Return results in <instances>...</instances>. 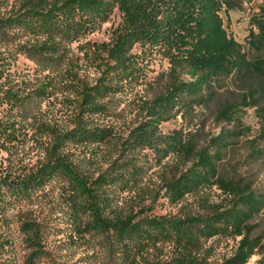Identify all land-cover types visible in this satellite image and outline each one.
<instances>
[{"label":"rangeland","instance_id":"obj_1","mask_svg":"<svg viewBox=\"0 0 264 264\" xmlns=\"http://www.w3.org/2000/svg\"><path fill=\"white\" fill-rule=\"evenodd\" d=\"M24 1L0 0V15L19 13ZM214 4L219 6L224 38L234 46L233 53L245 55V67L233 65L226 73L210 77L204 90L185 97L188 102L198 98L204 102L173 109L171 118L160 122L163 136L178 133L190 140L179 144L184 154L158 162L151 148L127 151L117 139L126 138L146 119L147 102L165 90L173 67L181 72V78H192L185 64L177 63L179 57L173 61L167 56L168 49L185 57L191 56L193 48L204 47L207 56L218 55L214 44L207 45L200 38L173 39L160 47L134 43L129 50L132 73L113 75L118 87L103 95L101 111L83 118L89 127L108 128L111 136L104 141L66 140L65 150L77 169L94 178L103 172L109 175L111 182L98 188L99 198H103L99 206L107 218L131 217L136 223L128 234L118 236L115 229L107 228L77 232L76 225L85 224L86 217L75 221L73 185L66 176L56 174L24 197L3 188L0 264H130L126 252L136 255L139 264L170 262L179 253L176 240L183 234L177 232L180 227L189 230L186 243L204 264H264V202L260 208L255 204L264 199V112L260 110L264 107V78L254 71L246 73L254 70L257 61L264 67V0H215ZM108 10L102 4L95 17L87 20L85 15L75 24L79 28L54 30L53 36L61 41L59 52L43 62H37L26 49L35 40L47 38L44 29L33 30L15 22L0 31V68L4 73L0 83L3 89L12 90L0 105V122L8 128L3 132L4 144L0 142V169L12 180L40 164L54 139L53 132L77 125L79 84L96 83L106 61L115 62L105 53L104 45L113 41L125 17L118 5ZM256 42L263 48L254 47ZM41 88L46 89L44 94H40ZM229 133L233 136L227 137ZM190 149L194 153L187 160ZM203 152L208 158L201 171L208 180L175 199L171 194L182 187L166 186L165 176L180 181L183 172L196 167ZM116 171L124 174L113 180L110 174ZM240 177L244 178L242 193L226 186V182L236 184ZM253 192L255 198L250 195ZM253 210L257 212L245 218ZM25 222L39 229L38 250L30 245ZM136 227L149 228L155 240L146 246L147 239L136 233ZM242 256L246 259L238 263Z\"/></svg>","mask_w":264,"mask_h":264},{"label":"trees","instance_id":"obj_2","mask_svg":"<svg viewBox=\"0 0 264 264\" xmlns=\"http://www.w3.org/2000/svg\"><path fill=\"white\" fill-rule=\"evenodd\" d=\"M214 3L215 0H25L24 7L19 13L6 17L0 15L1 32L10 28L13 23L18 22L29 26L33 30L38 28L44 29L48 33L47 38L41 41L35 40L31 45H27L26 51L37 62L52 59L54 57L53 55L59 52L61 41L53 36L54 30L60 29L63 31L65 29L79 28L75 24H80L84 20L85 15H87V20L88 18L95 17L98 13L96 12L97 8L100 5L104 4L109 10L115 5H118L125 17L122 29L117 32L113 41L107 42L104 45L105 53L110 57V60L115 62L111 63L106 61V68L96 83L88 84L81 82L79 84L78 92L81 99L78 102L80 119L77 125L73 129L65 132H53L54 139L46 147L45 157L35 169L13 180L7 171L0 169V221H2L4 216L1 210L2 201L5 198L3 196L4 187L13 189L17 196L24 197L29 195L34 188L42 186L49 178L56 174H62L73 185L75 221L82 216L86 217L85 224L76 225L77 232L92 233L107 228L115 229L119 233L117 234L118 236L128 234V230L136 223H133L131 217L128 218L129 220L119 215L114 217L115 220L110 217L107 218V216L102 215L101 205L99 206L103 198L102 200L99 198L100 190L98 188L111 182L109 175L103 172L94 178L90 173L77 169L74 163L69 160V155H67L65 150L66 140L72 138L77 141L88 139L104 141L111 136L112 133L108 128L97 126L89 127L87 126V121L83 118L84 115L87 117L92 113L101 111L103 104H101L100 100L103 95L109 90L118 87L113 83V75L127 76L132 73L134 69L133 55L129 53V50L133 47L134 43L140 42L145 44L149 42L152 46L158 45L160 47L171 42L173 39H183L185 37L184 41L186 42L200 38V40H206L207 45L209 43L214 44L218 55L216 57L207 56L206 51L204 52V47L193 48L194 50L191 56L187 55L185 57L168 49L167 56L174 59L173 61H176V58L179 57L177 63L179 65L184 63L187 67L186 72L192 74V78H181V72L176 67H173L171 70V80L165 84V90L147 102L145 107L147 111L146 119L133 128L126 138L120 137L122 139H117L122 145V148L127 149V151L139 146L151 148L155 151L158 162H161L169 155L177 156L184 154V147H181L179 144H184L186 140H190L184 139L178 133L163 136L158 128L160 122L165 119H170V111L173 109H177L178 107L183 108L185 106L192 107L194 103L204 102V98H198L195 101L188 102L185 100V97L186 95H192L194 92L204 90L210 77L226 73L233 65L240 69L245 67L242 61L245 55L233 53L232 49L234 46L229 44L224 38L225 31L217 14L219 6ZM261 39H264V37ZM259 42H256V46L254 47L260 50L263 47L259 45ZM235 45L239 49L240 46ZM163 50L167 49L164 48ZM185 58H187L186 61L180 60ZM253 66L252 69L254 70L246 71V73L254 71L264 78V67L260 65V62L257 61ZM3 75L2 67L0 68V81H2ZM1 84L0 105L3 104L2 102L7 101L6 97L8 92L12 93L11 89H3ZM39 90L40 94H44L46 89L41 88ZM255 92H259V90H255ZM14 96L18 98V95ZM260 110L264 112V107ZM7 131V126L3 122H0V142L2 144H4V141H2V136H4L3 132L5 134ZM231 136H233L232 133L227 135V137ZM124 144L126 145L125 147L123 146ZM192 150L186 151L187 160L194 153ZM196 155L199 156V153H196ZM200 157L201 159L196 164V167H190L186 172H183L180 181L177 182L176 179L171 180L165 176L166 186L182 187L179 191L171 194L175 199H180L185 192H191L208 180L204 178L203 171H201V168L203 170L205 169L208 155L206 152H203ZM177 164H174V166L177 167ZM116 172L115 174L113 172L110 174V178L112 177L113 180L124 174L121 171ZM186 175L187 178L184 180ZM242 180L244 178L240 177L236 181V184H240V186H236V184L231 185L229 182L225 184L232 188L234 186L235 188L233 189L236 192L242 193V188L244 187ZM250 195L252 198L257 196L255 192ZM241 198L244 199L246 197L243 195ZM263 202L264 199L256 201V208H260ZM237 204H239V201H237ZM239 212L242 211L239 210ZM256 212L257 210L249 211L244 216L245 218H250ZM241 215L243 216V214ZM242 216L241 220L244 218ZM154 222L155 224H159L158 221ZM25 224L26 230L29 231L30 245L35 250H38L37 246L40 245V241L38 240L39 229L32 227L28 222H25ZM104 225L106 226L102 227ZM134 229L137 234L147 239L148 242H145L146 246L151 244V240H155L153 236L155 234H152L149 228L142 229L136 227ZM177 232L183 233L182 235H178L176 240L179 253L177 252L170 262L157 260L144 261L141 264H204L193 256V252H191L186 243L185 238L187 235L185 232H189V230L183 231L180 227ZM140 248L144 249V245L142 244ZM126 253V258L130 264H139V262H136V255L132 257L129 252ZM244 257L242 256L237 262H242Z\"/></svg>","mask_w":264,"mask_h":264}]
</instances>
